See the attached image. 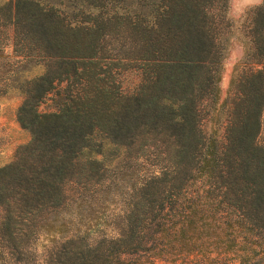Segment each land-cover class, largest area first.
I'll return each mask as SVG.
<instances>
[{"label": "trees", "instance_id": "16d2710c", "mask_svg": "<svg viewBox=\"0 0 264 264\" xmlns=\"http://www.w3.org/2000/svg\"><path fill=\"white\" fill-rule=\"evenodd\" d=\"M224 9L0 2V95L29 133L0 164V264H264V0L236 31Z\"/></svg>", "mask_w": 264, "mask_h": 264}, {"label": "rangeland", "instance_id": "374dc122", "mask_svg": "<svg viewBox=\"0 0 264 264\" xmlns=\"http://www.w3.org/2000/svg\"><path fill=\"white\" fill-rule=\"evenodd\" d=\"M1 1L3 0H0V2ZM261 1L262 0H225L224 15L231 23L232 30L236 31L237 28H239L245 12ZM3 30L4 52L11 56V24L7 23ZM241 56L242 47L239 40H237L236 36L233 34L227 41L225 56L222 60L219 80L221 94L227 87L233 64L237 62ZM126 82L128 81L126 80ZM20 100L21 96L12 92L0 95V164L10 160L17 146L26 142L29 138L28 131L20 126L15 117V111ZM38 108L40 110L50 109V99L46 97L39 103ZM203 127L206 129V121L203 123ZM256 141L264 146V104L260 113V128L256 136Z\"/></svg>", "mask_w": 264, "mask_h": 264}]
</instances>
